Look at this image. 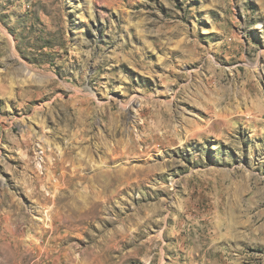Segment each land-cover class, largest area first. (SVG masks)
I'll return each instance as SVG.
<instances>
[{"label":"rangeland","instance_id":"obj_1","mask_svg":"<svg viewBox=\"0 0 264 264\" xmlns=\"http://www.w3.org/2000/svg\"><path fill=\"white\" fill-rule=\"evenodd\" d=\"M0 264H264V0H0Z\"/></svg>","mask_w":264,"mask_h":264},{"label":"bare ground","instance_id":"obj_2","mask_svg":"<svg viewBox=\"0 0 264 264\" xmlns=\"http://www.w3.org/2000/svg\"><path fill=\"white\" fill-rule=\"evenodd\" d=\"M217 104V103H216ZM204 131V130H203Z\"/></svg>","mask_w":264,"mask_h":264}]
</instances>
